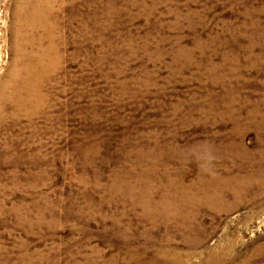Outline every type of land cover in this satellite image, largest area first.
<instances>
[{"label": "rangeland", "instance_id": "374dc122", "mask_svg": "<svg viewBox=\"0 0 264 264\" xmlns=\"http://www.w3.org/2000/svg\"><path fill=\"white\" fill-rule=\"evenodd\" d=\"M0 264H264V0H0Z\"/></svg>", "mask_w": 264, "mask_h": 264}, {"label": "bare ground", "instance_id": "6f19581e", "mask_svg": "<svg viewBox=\"0 0 264 264\" xmlns=\"http://www.w3.org/2000/svg\"><path fill=\"white\" fill-rule=\"evenodd\" d=\"M23 14V13H22ZM22 14H20V15H22ZM19 15V16H20ZM22 17V16H21ZM23 18V17H22ZM23 22V21H22ZM14 46V45H13ZM14 49H16V48H14ZM41 55H42V52H41ZM27 76V75H26ZM11 78V77H10ZM14 78V77H13ZM29 78H31V77H29ZM12 79V78H11ZM36 81V80H35ZM28 84V83H27ZM23 86H26L27 87V85H26V83H24V80H22L17 86H16V88L19 90V91H21L22 92V90H23ZM26 90V89H25ZM30 93H31V91H30ZM29 93V94H30ZM34 94V93H33ZM217 180V179H216Z\"/></svg>", "mask_w": 264, "mask_h": 264}]
</instances>
